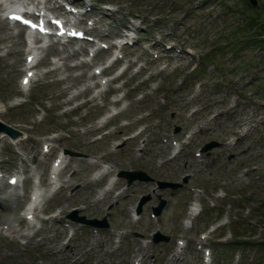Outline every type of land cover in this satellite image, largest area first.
<instances>
[{
  "label": "rangeland",
  "instance_id": "obj_1",
  "mask_svg": "<svg viewBox=\"0 0 264 264\" xmlns=\"http://www.w3.org/2000/svg\"><path fill=\"white\" fill-rule=\"evenodd\" d=\"M94 1L117 3L113 6L116 10L113 19L104 18L108 23L123 25L136 15L140 19L145 15L147 24L140 25L143 32H159L161 39L176 42L182 51L170 52L166 67L137 85V77L147 71L141 68L133 74L132 68L139 62H144V66L151 62L150 68H155L160 59L152 60L140 46L126 48L129 59L133 60L127 71L110 83L109 91L104 93L105 99L102 95L92 101L93 90L86 87L89 83L86 77L91 69L76 66L85 52L63 60L67 52L59 51L57 46L50 49L36 67V79L27 91L21 92L19 77L25 55L23 34L20 40L17 37L5 41L0 38V103L4 110L0 122L19 131L22 137L15 144L10 145L7 140L2 143V167L9 173L25 167L30 173L44 175L46 165L38 158L40 141L50 132H62L56 139L57 144L81 156L68 154V169L60 179L61 189L53 196L46 195L40 208L45 212H60L65 217L75 213L77 217L99 222L105 219L108 225L97 227L101 233L94 244L86 230L91 226L75 222L76 227L84 226L85 229L75 232L74 238L67 243L66 233L60 226L26 227L18 217L20 208L15 212L0 210V224L7 219L19 223L17 231L0 232V264H131L137 255L142 258V264H202L200 253L194 247L196 235L214 222H219L220 227L211 234L215 244L211 264H231L234 252L241 254L238 264H264V246L256 253L249 246L251 242L264 241V224L258 223L264 221V146L260 143L264 140V46L256 57L253 56L251 45L259 44L254 39L255 34H251L252 30L240 31V41L230 42V45L242 46L239 54L235 49L217 52L211 57L207 55L213 47L227 44L228 33L235 26H247L246 21L259 17L255 31H260L259 24L264 23V0H257L255 7H249L248 0H211L206 4L196 0V6L187 5L184 0ZM225 6L232 12L227 10V14H223ZM150 14H156L158 18ZM17 31L11 29L14 34ZM2 35L4 32L0 29V37ZM78 47L80 44H73L67 51ZM8 48H11L9 53ZM108 54V51L98 53L95 63H103ZM190 54L205 57V65H197ZM50 56L57 61L53 62ZM116 70L117 67L107 71L109 77ZM195 82L199 84L198 90L193 89ZM121 85L124 88L118 90ZM124 93L125 99L112 106L116 95ZM246 100L251 105H245ZM83 102L86 103L82 107L63 113ZM116 111H120L116 119L100 125L102 118ZM189 112L193 113L191 118L187 117ZM212 113L217 114L215 119H210ZM260 116L262 120L259 121ZM112 125V132L94 140L96 133ZM140 125L145 126L140 137L147 138V142L143 155L138 156L134 151L138 140L131 137V132ZM187 130H193L187 146L177 157L169 159L171 146L161 139L181 138ZM233 134L239 145L231 150L234 156L226 163L224 160L229 154L228 150L224 154L223 143L226 136ZM212 140L220 142L221 147L197 160L193 150ZM92 156H101L111 166L102 182L122 170L136 169L146 171L155 180L180 182L184 175L189 178L173 195L168 188L154 189L152 182L135 181L116 201L110 194L97 200L100 183L91 180V174L97 168L85 161V157ZM32 162H37L34 171L28 167ZM242 168L249 172L244 173ZM118 178L116 187L125 183L124 178ZM188 186L201 189V212L193 227L185 230L181 220L193 199ZM218 189L222 191L221 197L216 195ZM144 196L149 199L141 206V219L132 223L130 214ZM159 197L165 200L159 215L160 234L166 235L168 241L150 242L143 247L132 241L129 231L148 236L155 230L148 212L158 206ZM221 205H224L222 209ZM114 229L126 230L128 237L112 253L108 249ZM179 236L187 240L182 254L174 250L173 239ZM90 247L92 249L86 251Z\"/></svg>",
  "mask_w": 264,
  "mask_h": 264
},
{
  "label": "bare ground",
  "instance_id": "obj_2",
  "mask_svg": "<svg viewBox=\"0 0 264 264\" xmlns=\"http://www.w3.org/2000/svg\"><path fill=\"white\" fill-rule=\"evenodd\" d=\"M3 2H6V0L5 1L4 0H0V6L3 4ZM3 10H4V8H2V9L0 8V11H3ZM3 23L6 25V20L0 17V24H1L0 25V29L4 32V35H2V37H0L1 40L5 41V39L12 38V37H17V38H19V40L22 39V36H21L22 33H21L20 30H18L17 33L14 34V33L11 32V28L3 25ZM26 45H28V52L26 53V56L30 58L29 60H32V58L34 57L35 53L38 54L40 51L41 52L44 51V50H41L42 49L41 47L36 48L38 50L34 51L33 48H31V46H29L30 44H26ZM26 45H25V47H26ZM79 49L82 50L81 47ZM10 51H11V48H8L7 53H9ZM62 52H67V55L62 57L63 60L68 58V57L74 56L77 53V51L75 49H72L71 52H70V51H67L66 48H63ZM40 62L41 61H39V63ZM55 69H57V68H55ZM89 86H91V82H89L87 84V87H89ZM2 107L3 106L0 105V110L2 109ZM21 139H22V137H17L15 140H21ZM10 194H11L10 196H12V197H15V195H16V194H13V193H10ZM195 213H196V209H195V207H192L191 210L189 211V214L192 216ZM7 223H10V221H8V219L6 221H4L2 224H7ZM58 253L60 254V251H58Z\"/></svg>",
  "mask_w": 264,
  "mask_h": 264
},
{
  "label": "water",
  "instance_id": "obj_3",
  "mask_svg": "<svg viewBox=\"0 0 264 264\" xmlns=\"http://www.w3.org/2000/svg\"><path fill=\"white\" fill-rule=\"evenodd\" d=\"M250 1H251L252 4H256V1H255V0H250ZM0 130H4L5 132H7L8 134H10L11 136H15V135L17 134L16 131L10 129V128L7 127V126H3V125H2V127L0 128ZM212 146H213V144L206 145V146L204 147V150H207V149L211 148ZM130 176H131L132 179H133V178H138L139 180H146V179H147V177H146L143 173H130ZM161 206H162V205H161ZM160 208H161V207H159V208L157 209V212L160 211ZM92 223L95 224V222H92Z\"/></svg>",
  "mask_w": 264,
  "mask_h": 264
},
{
  "label": "trees",
  "instance_id": "obj_4",
  "mask_svg": "<svg viewBox=\"0 0 264 264\" xmlns=\"http://www.w3.org/2000/svg\"><path fill=\"white\" fill-rule=\"evenodd\" d=\"M255 22H256V21H255V19H254L252 22H250L249 26H250V25H255ZM263 32H264V24L261 25V31H260V34H262Z\"/></svg>",
  "mask_w": 264,
  "mask_h": 264
},
{
  "label": "snow or ice",
  "instance_id": "obj_5",
  "mask_svg": "<svg viewBox=\"0 0 264 264\" xmlns=\"http://www.w3.org/2000/svg\"><path fill=\"white\" fill-rule=\"evenodd\" d=\"M15 19H18V17H14ZM25 83H27V81H25Z\"/></svg>",
  "mask_w": 264,
  "mask_h": 264
}]
</instances>
